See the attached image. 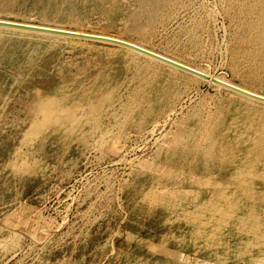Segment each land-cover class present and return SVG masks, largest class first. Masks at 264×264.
<instances>
[{"label": "rangeland", "instance_id": "rangeland-1", "mask_svg": "<svg viewBox=\"0 0 264 264\" xmlns=\"http://www.w3.org/2000/svg\"><path fill=\"white\" fill-rule=\"evenodd\" d=\"M15 1L0 17L112 33L264 92L251 0H117L114 20L91 0ZM16 42L35 55L0 90V264H264V180L240 166L252 140L229 163L224 149L254 136L264 105L239 116L240 98L204 78L107 44L59 39L55 52L9 30L1 70Z\"/></svg>", "mask_w": 264, "mask_h": 264}, {"label": "bare ground", "instance_id": "bare-ground-1", "mask_svg": "<svg viewBox=\"0 0 264 264\" xmlns=\"http://www.w3.org/2000/svg\"><path fill=\"white\" fill-rule=\"evenodd\" d=\"M9 1L11 3V0H0V4L3 5L4 3L6 4ZM38 1H39L38 4L43 9H48L49 7L55 6V5L59 7L60 4H63L64 6H67V7H71L75 10H78L79 7H81L80 0H38ZM170 1L171 0H158V2L161 4L162 3L163 4L168 3ZM91 2L95 7H100V9L103 11L105 16H107V18L110 20H114L118 16V13L121 11V9L119 11V5L120 4L118 3L117 0H91ZM148 2L146 1V3H148ZM104 4H106V5H104ZM242 4H243V6H245L247 8V6H248L247 2H242ZM250 5H252V9H251L253 11L251 13L252 17L245 19L244 24L245 23L247 24V31L252 36V39H251L252 42H254V44L257 45V52H256L257 55L254 56V58L261 60L260 62H264V0H251ZM158 6L159 5H157L156 8L160 7V6L159 7ZM151 8H154V7H151ZM0 20L8 21V22H17V23H21V24H29L32 26H42V27H47V28L70 30V31H74L77 33H81V34H88V35H94V36H99V37H107V38L122 40L124 42H128V43L134 44L136 46H139V47L148 49L150 51H153V52H155V53H157V54H159L165 58H169L171 60H174L176 62L184 64L188 67H191V68L197 70L198 72H200L202 74H205V72L203 73L202 71L198 70L196 67L190 65L189 63H187L183 60H180L178 58H175V57L170 56V55L165 54V53L158 52L155 49H153V48H151V47H149V46H147V45H145L139 41L128 39V38H125V37H122L119 35H115L112 33H106V32H100V31H90V30H83V29H77V28L74 29V28H69V27H64V26H58L55 24L33 22V21H28V20H16V19H9V18H5V17H0ZM1 28H5V29H1ZM6 28L9 31L19 32V33H23L26 35L37 36V37H39V39L41 41H43L42 43L45 44L46 47H51V49L55 50V52L58 51V49L60 47L61 48L63 47L62 44H60L61 42L60 43L58 42L59 39H62L64 41L65 40H74L77 42L107 44V45H110L113 47L123 49V50L127 51L128 53L142 56V57L147 58L151 61L159 63L165 67H168L169 69L175 71L178 74V76L182 79L197 81V80H202L201 78H204L202 76H199V75L187 72L185 70H182L178 67H175V66L168 64L164 61H161L159 59L153 58L147 54L141 53L137 50H134L132 48L122 46L119 44H114L111 42L99 41V40H94V39L70 37V36L57 35V34H52V33H45V32L26 30V29H20V28H13V27L0 25V30L7 31ZM24 31H31V32H24ZM22 36H24V35H22ZM12 49H14L19 54V56H12V54H10L13 51ZM32 54L35 55L34 50H32V52L28 51V48H26L24 44L19 45L18 42H16V44L10 48L9 54L6 58L7 61L1 65L3 67L7 68V70H1L0 69V90L2 91V93H4L6 88L12 87L13 85L14 86L18 85L17 80H18L20 74L23 72V69H27L28 66L32 63V60H31L33 58ZM14 55H15V53H14ZM11 60H14V62L16 61V63H14V62H13L14 64L10 63ZM64 67H65V65H62L60 69L63 70ZM12 68L15 70L13 75L8 73V70L11 72ZM207 74H205V75H207ZM16 75H18L17 78H16ZM207 76H209V78H204L205 81H209V82L213 83L215 86H218L220 88H224L228 92H230V93H232V94H234L240 98V100H230V102L233 103V105H231L232 108L242 111L241 114H238L239 116L240 115L244 116L245 112L247 110H251V109L256 108V107L248 105L247 102H252L254 104L264 105V101L253 99V98H251L245 94L237 92L236 90H233L231 88L223 86L217 82H214L213 79H217L220 82L226 83V84H228L234 88H237L239 90H242L244 92H247V93L255 95V96H258V97L263 98V99H264V92H261V91L255 90L253 88L247 87L245 85L236 83L232 80H228V79L221 77V76H218V75L208 74ZM5 83H8V86H6ZM95 83L99 84V88L105 87V82L96 81V82H94V84ZM97 84L95 85L96 88H97ZM59 95L54 94L52 97L49 98L50 102H52L53 105L57 106L56 108H53L54 111L58 110V107H59L56 104L57 103L56 100H58V98H59V97L57 98V96H59ZM246 113H249V112H246ZM245 116H249V115H245ZM223 127H224V125H223ZM250 127L253 129V135L254 136H251L249 139H246V140H242V138H241V141H237V142H234L232 139H229V144L227 142L225 147L223 145L221 149H223V147H224V149H228L227 150L228 151L227 158H229V161L227 163H229V162H231V160L236 155L243 153L242 148H241V143L244 144V143H247L249 140H252L250 143L251 147H252V151H250L249 154H247L248 155L247 157L241 159L243 164L240 166H243L242 167V168H244L243 173L245 175L256 176L259 173L262 176L261 179L264 180V171H263L264 166L255 167V163L257 162V160H259L261 157H264V123H260V122L250 123ZM214 140H216V139L214 138ZM210 156L212 157V155L207 156V158H206L207 162H209L212 159V158L210 159ZM212 161H214V160H212ZM238 166H236V167H238ZM230 167H233L232 163L230 166L229 165L224 166V169L227 170ZM222 169H223V167H222ZM261 245H263V243H261ZM260 250L262 252H264V246Z\"/></svg>", "mask_w": 264, "mask_h": 264}, {"label": "water", "instance_id": "water-1", "mask_svg": "<svg viewBox=\"0 0 264 264\" xmlns=\"http://www.w3.org/2000/svg\"><path fill=\"white\" fill-rule=\"evenodd\" d=\"M0 25H3V26H8V27H13V28H20V29H26V30H33V31H39V32H45V33H52V34H57V35H64V36H70V37H79V38H86V39H94V40H99V41H105V42H111V43H114V44H119V45H122V46H126V47H129V48H132L134 50H137L141 53H144V54H147L153 58H156V59H159L161 61H164L168 64H171L175 67H178L182 70H185L187 72H190V73H193V74H196V75H199V76H202L204 78H209V76L205 75V74H202L200 72H198L197 70L191 68V67H188L184 64H181L179 62H176L174 60H171L169 58H165L153 51H150L148 49H145V48H142V47H139V46H136L134 44H131V43H128V42H124L122 40H118V39H113V38H107V37H99V36H94V35H88V34H81V33H77V32H74V31H70V30H61V29H55V28H47V27H42V26H32V25H29V24H21V23H17V22H8V21H3V20H0ZM214 82H217L223 86H226L228 88H231L233 90H236L237 92H240L242 94H245L253 99H257V100H262L264 101L263 98H260L258 96H255V95H252V94H249L247 92H244L242 90H239L237 88H234L226 83H223V82H220L218 81L217 79H213Z\"/></svg>", "mask_w": 264, "mask_h": 264}]
</instances>
